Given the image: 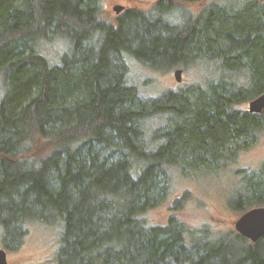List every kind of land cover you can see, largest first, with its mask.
<instances>
[{"label": "trees", "instance_id": "1", "mask_svg": "<svg viewBox=\"0 0 264 264\" xmlns=\"http://www.w3.org/2000/svg\"><path fill=\"white\" fill-rule=\"evenodd\" d=\"M102 1L0 0L3 248L42 222L61 225L57 264H264V235L253 242L234 228L148 217L167 198L168 167L217 169L263 125L264 113L236 105L264 91V1L191 14L179 3L201 0H157L113 19ZM54 40L63 43L52 59L44 46ZM203 58L251 77L150 98L130 75L131 61L162 72ZM157 114L166 118L158 147L147 130ZM241 181L230 206L240 214L264 206V162ZM186 195L170 209L181 210Z\"/></svg>", "mask_w": 264, "mask_h": 264}, {"label": "rangeland", "instance_id": "2", "mask_svg": "<svg viewBox=\"0 0 264 264\" xmlns=\"http://www.w3.org/2000/svg\"><path fill=\"white\" fill-rule=\"evenodd\" d=\"M155 1L157 0H103L102 15L106 19H113L117 15L113 7L117 4L124 7L122 11L132 8L149 10ZM224 1L201 0L179 4L183 5L185 8L183 10H187L188 13L196 14L214 2ZM234 2H239V0H226L227 5ZM243 5L241 3L237 9L242 8ZM178 18L179 16L175 19ZM49 43H46L44 50L52 59H55V55L60 54L63 42L54 40ZM174 70L175 68L170 71H155L131 61L130 75L136 84H142L139 92L144 96L149 95L150 98H158L168 91H185L195 85H200L203 91L209 92V83L222 78L238 82L237 84L241 86L247 82L246 73L248 79L251 77L249 69L245 71V74L242 68H233L230 72L224 69L219 61L207 58L196 59L194 63L183 67L180 82L175 79ZM1 92L2 81L0 79V94ZM246 102L236 106L245 109ZM164 119L166 118L163 114H157L147 120V130L152 136H148L149 145L158 147L163 142L164 138L157 135V127L163 123ZM236 152L235 158H228L225 163L221 164L222 166L220 165L221 167L206 172H203L205 169L179 172L175 170L178 169L176 166L168 167L167 179L164 181L168 186L167 198L163 204L148 211V217L152 223L164 224L167 218L174 214L191 230L207 225L214 233L220 234L234 228V221L241 214L230 206L229 197L237 193L242 182V175L247 170L257 169L264 162V123L256 132L253 141ZM183 193L187 195L181 205V210H171L169 205L173 204L174 198H180ZM27 230L22 243L15 249H4L0 236V248L6 251L7 264H57L56 252L60 246L61 225L30 222Z\"/></svg>", "mask_w": 264, "mask_h": 264}, {"label": "water", "instance_id": "3", "mask_svg": "<svg viewBox=\"0 0 264 264\" xmlns=\"http://www.w3.org/2000/svg\"><path fill=\"white\" fill-rule=\"evenodd\" d=\"M114 10L119 13L124 7L122 5H115ZM174 76L177 81L182 78V69L177 68L174 71ZM264 109V92L250 100L248 110L250 112H261ZM234 229L250 239L256 241L264 235V206H256L243 212L235 221ZM0 264H7L6 251L0 248Z\"/></svg>", "mask_w": 264, "mask_h": 264}, {"label": "flooded vegetation", "instance_id": "4", "mask_svg": "<svg viewBox=\"0 0 264 264\" xmlns=\"http://www.w3.org/2000/svg\"><path fill=\"white\" fill-rule=\"evenodd\" d=\"M262 1H264V0H262ZM176 69H177V68H176ZM176 69H175V70H176ZM175 70H174V71H175ZM181 79H182V78H181ZM180 81H181V80H180ZM180 81H179V82H180ZM263 92H264V91H263ZM260 94H261V93H260ZM260 94H258V95H260ZM258 95H257V96H258ZM257 96H255V97H257ZM255 97H252L251 99H254ZM251 99H250V100H251ZM248 101H249V100H248ZM249 102H250V101H249ZM249 102L246 104V108H248ZM248 111H249V110H248ZM249 112H250V111H249ZM252 113H255V112H252ZM256 113H257V112H256ZM263 113H264V109H263L261 112L257 113V114H263Z\"/></svg>", "mask_w": 264, "mask_h": 264}, {"label": "bare ground", "instance_id": "5", "mask_svg": "<svg viewBox=\"0 0 264 264\" xmlns=\"http://www.w3.org/2000/svg\"><path fill=\"white\" fill-rule=\"evenodd\" d=\"M123 9H124V8H123ZM123 9H122V10H123ZM122 10H121V11H122ZM121 11H120V12H121ZM116 14H118V13H116ZM173 73H174V72H173Z\"/></svg>", "mask_w": 264, "mask_h": 264}]
</instances>
